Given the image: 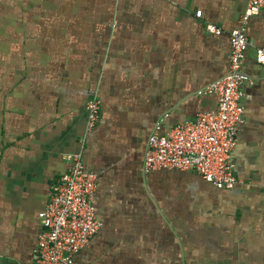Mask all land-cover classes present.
I'll return each mask as SVG.
<instances>
[{
    "label": "crops",
    "instance_id": "0c3cea01",
    "mask_svg": "<svg viewBox=\"0 0 264 264\" xmlns=\"http://www.w3.org/2000/svg\"><path fill=\"white\" fill-rule=\"evenodd\" d=\"M247 2L0 0V264H34L38 213L82 141L102 227L72 264H264V65L253 48L231 153L236 185L143 172L157 124L217 108L199 92L227 75L229 33ZM246 36L264 44V12ZM92 97L100 120L87 133Z\"/></svg>",
    "mask_w": 264,
    "mask_h": 264
},
{
    "label": "built area",
    "instance_id": "2783aa9c",
    "mask_svg": "<svg viewBox=\"0 0 264 264\" xmlns=\"http://www.w3.org/2000/svg\"><path fill=\"white\" fill-rule=\"evenodd\" d=\"M264 12V0H248L240 16L239 26L229 33V65L227 75L199 92L216 98L217 108L199 113L163 130L157 124L147 140L143 172L169 170L190 172L217 189H232L237 179L231 156L236 133L244 124L242 100L248 82L243 74V59L253 48L256 62L264 65V44L255 46L246 36L251 17ZM200 18L201 12H196ZM206 31L220 36L222 31L212 24ZM86 132L94 130L100 120L99 100L86 103ZM84 145L74 155L67 172L51 189L49 200L38 213L41 232L34 249V264H72L76 255L101 229L96 215L94 196L97 175L87 171L82 162Z\"/></svg>",
    "mask_w": 264,
    "mask_h": 264
}]
</instances>
